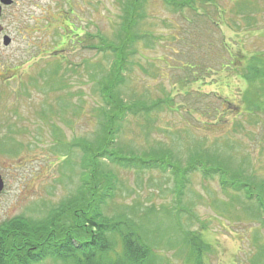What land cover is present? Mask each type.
<instances>
[{
	"label": "rangeland",
	"instance_id": "rangeland-1",
	"mask_svg": "<svg viewBox=\"0 0 264 264\" xmlns=\"http://www.w3.org/2000/svg\"><path fill=\"white\" fill-rule=\"evenodd\" d=\"M31 1L23 76L0 86V225L22 215L39 219L75 194L85 171L75 144L100 132L101 84L117 62L105 45L121 44L128 0ZM178 5L146 0L117 88L127 104L150 108L128 114L117 147L164 154L170 167L107 163L118 188L108 211L142 220L151 238L163 237L155 251L161 264H187L186 233L208 246L200 264H264L258 202L199 168H221L226 180L237 177L255 194L264 186V87L255 83L261 72L246 66L264 57V0L197 1V12ZM231 56L245 65L226 66ZM173 167L185 172L177 177Z\"/></svg>",
	"mask_w": 264,
	"mask_h": 264
},
{
	"label": "trees",
	"instance_id": "trees-1",
	"mask_svg": "<svg viewBox=\"0 0 264 264\" xmlns=\"http://www.w3.org/2000/svg\"><path fill=\"white\" fill-rule=\"evenodd\" d=\"M165 1L175 8L180 3L181 6L197 12L199 11L196 6L197 1L205 6L215 0ZM145 3L146 0L126 2L121 26V44L115 46L106 43L105 45V49L116 53L117 62L110 73L112 77L105 78L101 84V96L104 102L101 114L104 121L100 132L96 135V140L78 141L75 144V148H81L83 152L81 166L85 170L75 194L49 209L47 215L39 219L22 215L2 223L0 264H41L46 260L65 263L72 260L74 264H161L155 251L158 241L163 237L151 238L142 220L138 222L130 219L126 214H112L108 211L114 204L118 192L115 176L106 170L108 164L115 168L136 170L139 166L147 170L159 171H165L170 167L167 159L163 158L164 154L160 156L162 155L160 153L159 155L147 153L139 156L126 153L121 147H117V139L128 114L150 111V108L143 104H127L117 94V88L125 81L123 72L128 63L127 51L136 40L133 29L139 20L144 18L142 9ZM218 15L223 19L226 15L225 10H220ZM231 57L232 61L231 59L229 62L224 61L226 66L230 63L232 67L245 65L244 62ZM246 66L247 71L261 72L257 77L260 80H256L255 83L264 87V57L255 55ZM248 74L244 75L246 79ZM256 76L257 74L253 77ZM48 81L50 80H45ZM4 144L5 139H0V149ZM199 168L205 175L214 173L221 176L224 189L245 191L249 199L258 202L262 209L260 214L264 216V186L255 194V189L251 185L245 184L237 177L231 181L226 180L227 174L221 171V168L206 165ZM173 169L177 177L185 172L179 167ZM236 176L242 179L238 174ZM181 183L177 181L178 194H182ZM184 235L182 244L188 253L186 263L200 264L203 250L208 246L195 234ZM167 238H170V235Z\"/></svg>",
	"mask_w": 264,
	"mask_h": 264
},
{
	"label": "flooded vegetation",
	"instance_id": "flooded-vegetation-1",
	"mask_svg": "<svg viewBox=\"0 0 264 264\" xmlns=\"http://www.w3.org/2000/svg\"><path fill=\"white\" fill-rule=\"evenodd\" d=\"M31 6V0H0V86L23 76L22 40L27 29L24 17L26 7ZM34 60L36 57L29 61Z\"/></svg>",
	"mask_w": 264,
	"mask_h": 264
},
{
	"label": "water",
	"instance_id": "water-1",
	"mask_svg": "<svg viewBox=\"0 0 264 264\" xmlns=\"http://www.w3.org/2000/svg\"><path fill=\"white\" fill-rule=\"evenodd\" d=\"M4 189V180L3 177L0 175V195Z\"/></svg>",
	"mask_w": 264,
	"mask_h": 264
}]
</instances>
